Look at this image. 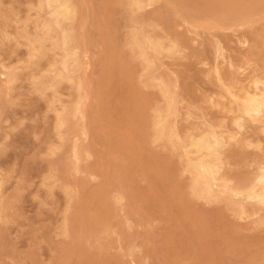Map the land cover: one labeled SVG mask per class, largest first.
I'll return each mask as SVG.
<instances>
[{
  "label": "rangeland",
  "instance_id": "rangeland-1",
  "mask_svg": "<svg viewBox=\"0 0 264 264\" xmlns=\"http://www.w3.org/2000/svg\"><path fill=\"white\" fill-rule=\"evenodd\" d=\"M73 2L83 66L74 81L38 90L34 81L61 56L49 41L39 53L26 45L46 13L37 0H0V264H264V207L245 202L241 216L192 196L178 153L152 137L162 104L154 83L165 77L179 95L181 133L223 123L225 141H246L224 149L232 184L264 164L260 124L236 134L225 110L233 102L225 85L241 93L264 79V0H147L135 21L120 0ZM143 15L152 33L181 45L174 57L149 50V70L129 45ZM77 83L79 114L60 127Z\"/></svg>",
  "mask_w": 264,
  "mask_h": 264
},
{
  "label": "bare ground",
  "instance_id": "bare-ground-1",
  "mask_svg": "<svg viewBox=\"0 0 264 264\" xmlns=\"http://www.w3.org/2000/svg\"><path fill=\"white\" fill-rule=\"evenodd\" d=\"M146 1L120 0V5L128 21H135V14L145 9ZM180 1L182 5L190 6V3L195 0ZM201 7H205V5L202 4ZM37 9L46 15L40 22L35 36L25 38L28 50L32 53H39L43 49V45L49 41L54 48L61 51L60 58L50 64L47 75L34 81L35 87L38 90H43L46 89L49 82L57 86L58 82L62 80L74 81L73 75L81 70L83 62L77 49L72 25L77 18V7L73 0H37ZM153 28L147 15H143L139 24L133 25L129 32V45L132 52L139 56L145 70H149L153 63L149 50L154 53V57L159 58L163 55L177 56L181 50L178 40H171L168 37L152 33ZM216 54L223 55L221 46L216 47ZM216 75L217 79L223 82L218 67ZM6 76L8 80L12 78L10 74H6ZM147 81L157 80L154 74H150L149 77L148 73ZM158 81L154 83V87L157 88L161 96L162 104L156 109L153 116L152 137L163 142L173 152L178 153L179 158L184 162L183 173L188 175L191 195L205 198L211 202L224 201L228 207L235 208L241 216L248 212L245 202L254 204V210L264 207V164H259L256 170L247 173L243 181L236 182V184H232L229 174L225 170L224 149L229 145L242 147L246 141L233 135H230L228 141H225L226 134L223 129L227 126L223 123L218 125L206 123L192 132L187 129L189 131L181 133L177 129L174 119L180 111L179 95L175 91L174 82L165 77ZM76 85L78 99L75 107L63 108L57 114L60 127L77 119L79 114V107L82 105L85 95L82 84L77 83ZM225 89L233 99L232 105L225 110L232 115L231 125L238 129L236 134L243 132L249 122L260 124V128L264 130V79L254 80L252 88L242 90L241 93H236L231 85H225ZM210 104L214 107L219 106L215 102H210ZM192 111V107L188 109V112ZM79 155L77 147L72 145L73 163L77 161ZM6 207L7 203L0 201V221L4 217Z\"/></svg>",
  "mask_w": 264,
  "mask_h": 264
}]
</instances>
